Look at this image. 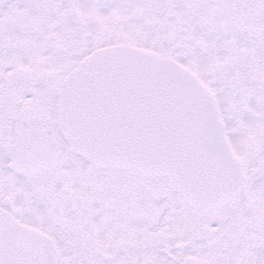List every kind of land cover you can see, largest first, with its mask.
Wrapping results in <instances>:
<instances>
[{
	"label": "snow or ice",
	"instance_id": "obj_1",
	"mask_svg": "<svg viewBox=\"0 0 264 264\" xmlns=\"http://www.w3.org/2000/svg\"><path fill=\"white\" fill-rule=\"evenodd\" d=\"M0 264H264V0H0Z\"/></svg>",
	"mask_w": 264,
	"mask_h": 264
}]
</instances>
